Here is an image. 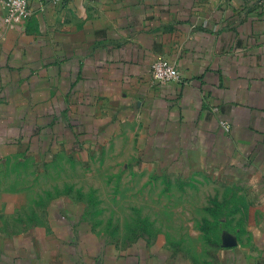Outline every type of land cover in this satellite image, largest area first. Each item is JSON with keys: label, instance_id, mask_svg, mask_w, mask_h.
Here are the masks:
<instances>
[{"label": "crops", "instance_id": "1", "mask_svg": "<svg viewBox=\"0 0 264 264\" xmlns=\"http://www.w3.org/2000/svg\"><path fill=\"white\" fill-rule=\"evenodd\" d=\"M30 6L7 21L0 0V264H264V0ZM158 57L183 83L152 78ZM102 143L135 162L127 170L144 190L157 178L165 189V175L207 178V205L237 206V225L215 234L203 224L211 213L191 215L174 242L162 215L128 233L102 225L74 196L81 188L23 204L20 159H70Z\"/></svg>", "mask_w": 264, "mask_h": 264}, {"label": "rangeland", "instance_id": "2", "mask_svg": "<svg viewBox=\"0 0 264 264\" xmlns=\"http://www.w3.org/2000/svg\"><path fill=\"white\" fill-rule=\"evenodd\" d=\"M126 147L124 142L123 149L125 150ZM117 148L118 146L114 143L113 145L102 143L93 147L89 154L84 153L70 159L67 157L53 161L52 157L44 160L20 159V166L27 168L18 175L24 187L21 197L23 204L29 203L31 198L42 197L47 188H62L65 185V192L68 193L73 192L74 187L81 188L74 193V196L80 194L92 202L91 212L99 217L102 216V225H108L111 228L122 226L128 233L131 227H136L142 222V216L150 215L151 218L159 220V216L162 215L166 219L161 220L171 232L173 237L171 240L174 242H180L181 238L178 235L181 236L186 231L184 227L190 224L188 216L191 215L197 217L211 213L214 221L206 220L203 224L205 230L213 229L215 234L218 229H223L228 224L231 227L237 225L236 218L233 217V214L237 212V206L230 203L224 205L220 201L217 203V200L214 206L207 205L210 203L207 202L209 198L214 197V191L210 190L207 193L205 188L207 178L204 180L192 178L186 180V183L185 180L165 175L163 179L165 189H159L157 182L160 179L157 178L150 181V191L144 190L140 185L143 182V175L137 174L138 172L130 173L127 170V166L132 167L135 162L125 155L118 156ZM14 178L15 175L13 181ZM180 182L181 189L177 187ZM221 193V188L215 189V196ZM232 193L233 191L227 190L225 194L231 196ZM148 197L154 199L153 205L145 204ZM28 203H25L26 206ZM225 219H231V221L226 223L228 220L225 221ZM182 225V229L178 228ZM200 242L199 239L195 240V245H199ZM215 242L219 244L216 237ZM185 256L193 255L188 253Z\"/></svg>", "mask_w": 264, "mask_h": 264}, {"label": "built area", "instance_id": "3", "mask_svg": "<svg viewBox=\"0 0 264 264\" xmlns=\"http://www.w3.org/2000/svg\"><path fill=\"white\" fill-rule=\"evenodd\" d=\"M6 7V20L12 21L16 18L28 17L31 14L32 0H1ZM54 2H61L63 0H53ZM152 78L162 85L181 84L185 76L181 70L169 61L162 58H156L151 64ZM223 127L229 131L230 123L227 120L221 121Z\"/></svg>", "mask_w": 264, "mask_h": 264}]
</instances>
